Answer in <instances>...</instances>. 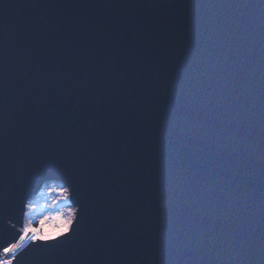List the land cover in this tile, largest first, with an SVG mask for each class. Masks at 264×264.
I'll use <instances>...</instances> for the list:
<instances>
[{
	"label": "water",
	"instance_id": "obj_1",
	"mask_svg": "<svg viewBox=\"0 0 264 264\" xmlns=\"http://www.w3.org/2000/svg\"><path fill=\"white\" fill-rule=\"evenodd\" d=\"M49 182L14 264H264V0H0V256Z\"/></svg>",
	"mask_w": 264,
	"mask_h": 264
},
{
	"label": "snow or ice",
	"instance_id": "obj_2",
	"mask_svg": "<svg viewBox=\"0 0 264 264\" xmlns=\"http://www.w3.org/2000/svg\"><path fill=\"white\" fill-rule=\"evenodd\" d=\"M50 179L59 180L56 176ZM49 192L57 196L56 204L64 203L68 205V210L44 217L39 228L34 227L31 221L25 223L20 230L18 241L3 250V255L11 256V259L0 260V264H12V259H15L16 254L29 245L54 249L73 239L80 219L79 210L72 206L73 185L62 183L55 187L50 186ZM52 206L55 207V205ZM34 211L35 206L29 204L28 212Z\"/></svg>",
	"mask_w": 264,
	"mask_h": 264
},
{
	"label": "rangeland",
	"instance_id": "obj_3",
	"mask_svg": "<svg viewBox=\"0 0 264 264\" xmlns=\"http://www.w3.org/2000/svg\"><path fill=\"white\" fill-rule=\"evenodd\" d=\"M52 187H55L57 185H50ZM49 186V187H50ZM49 187H47L45 189L46 194L44 196H38L35 199V213H39L41 212V210L43 209V207L47 208V212H49L50 214H57L59 212H66L68 210V205L64 204V203H60V204H56V200H57V196L55 194H52L49 192ZM52 205H55V207H53ZM74 207V206H73ZM32 220L35 221L36 218V214L35 215H31ZM33 221V222H34ZM47 227V226H45ZM13 262V260H12ZM14 264V263H12Z\"/></svg>",
	"mask_w": 264,
	"mask_h": 264
},
{
	"label": "trees",
	"instance_id": "obj_4",
	"mask_svg": "<svg viewBox=\"0 0 264 264\" xmlns=\"http://www.w3.org/2000/svg\"><path fill=\"white\" fill-rule=\"evenodd\" d=\"M58 184H60V183H55V182H49V183H46V184L43 186V188L40 190V192H39L35 197H33V198H31V199L28 200L27 208H26V213H27V215H25V222H24V224L27 223V222H29V221H31V223H32V225H33L34 227H37V228L41 227V221H42V219H43L44 217L50 215V213L46 211L48 207H47V208L43 207V209L41 210V212H39V213H35V212H28V205L31 204V205L36 206V204H35V199H36L38 196H44V195L46 194L45 189H46L47 187H49L50 185H58ZM35 209H36V208H35ZM32 214H33V215L36 214L35 221L32 220V218H31V215H32ZM33 221H34V222H33Z\"/></svg>",
	"mask_w": 264,
	"mask_h": 264
},
{
	"label": "built area",
	"instance_id": "obj_5",
	"mask_svg": "<svg viewBox=\"0 0 264 264\" xmlns=\"http://www.w3.org/2000/svg\"><path fill=\"white\" fill-rule=\"evenodd\" d=\"M8 258H10V256H4V255L0 256V260L8 259Z\"/></svg>",
	"mask_w": 264,
	"mask_h": 264
},
{
	"label": "bare ground",
	"instance_id": "obj_6",
	"mask_svg": "<svg viewBox=\"0 0 264 264\" xmlns=\"http://www.w3.org/2000/svg\"><path fill=\"white\" fill-rule=\"evenodd\" d=\"M11 257V256H10Z\"/></svg>",
	"mask_w": 264,
	"mask_h": 264
}]
</instances>
